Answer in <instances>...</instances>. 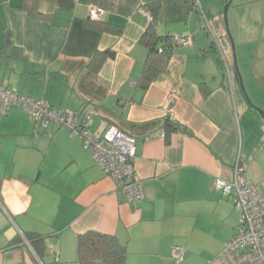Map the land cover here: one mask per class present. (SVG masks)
Listing matches in <instances>:
<instances>
[{
	"label": "crops",
	"instance_id": "1",
	"mask_svg": "<svg viewBox=\"0 0 264 264\" xmlns=\"http://www.w3.org/2000/svg\"><path fill=\"white\" fill-rule=\"evenodd\" d=\"M23 1L0 0V84L87 112L97 137L109 127L131 136L145 198L127 203L64 127L35 132L27 113L11 109L0 115V264H77L86 231L116 236L124 264H174L175 246L184 249L180 264H225L239 213L214 182L231 181L240 161L264 193L256 110L264 113V0H232L225 14L228 0H198L199 8L197 0H36L43 19ZM150 3L159 35L191 43L176 45L142 89ZM91 7L103 11L99 21L88 19ZM167 120L176 125L168 139ZM28 233L46 237L41 258Z\"/></svg>",
	"mask_w": 264,
	"mask_h": 264
},
{
	"label": "built area",
	"instance_id": "2",
	"mask_svg": "<svg viewBox=\"0 0 264 264\" xmlns=\"http://www.w3.org/2000/svg\"><path fill=\"white\" fill-rule=\"evenodd\" d=\"M194 6L199 8L198 0ZM102 14L101 9H88L90 21H99ZM147 17L151 19L149 15ZM173 42L176 45H188L191 39L174 36ZM175 100L176 95L171 94L166 104L171 106ZM11 109L27 113L33 121L35 132L44 131L52 125L64 127L70 137L81 141L94 164L115 182L118 192L127 203H140L145 198L142 180L133 167L134 139L131 136L116 127H109L97 137L89 130L90 116L87 112L55 109L43 99L35 100L15 88L0 84V115ZM259 143L264 144V125ZM214 186L224 196L230 197L239 213L237 231L225 243L221 259L225 264H264V193L247 181V165L238 161L233 168L232 180L217 179ZM170 258L174 264H180L184 259V249L173 247Z\"/></svg>",
	"mask_w": 264,
	"mask_h": 264
},
{
	"label": "trees",
	"instance_id": "3",
	"mask_svg": "<svg viewBox=\"0 0 264 264\" xmlns=\"http://www.w3.org/2000/svg\"><path fill=\"white\" fill-rule=\"evenodd\" d=\"M23 7L28 14L36 18H45L36 7V0H24ZM144 11L151 17L148 26L139 39V43L146 49V58L140 76L139 85L146 89L158 75L163 73L168 66L169 59L173 54L176 44L173 36L159 35L155 25V17L158 12V3H150L143 7ZM112 53H96L94 60H103L110 57ZM101 62V61H100ZM99 62V64H100ZM98 64V65H99ZM176 129L174 122L167 120L165 123V134L168 139L170 132ZM25 238L38 258H41L44 251V236L37 233H28ZM77 264H124L126 248L116 236L102 234L96 231H86L77 236ZM14 264H26L17 262Z\"/></svg>",
	"mask_w": 264,
	"mask_h": 264
},
{
	"label": "water",
	"instance_id": "4",
	"mask_svg": "<svg viewBox=\"0 0 264 264\" xmlns=\"http://www.w3.org/2000/svg\"><path fill=\"white\" fill-rule=\"evenodd\" d=\"M231 2H232V0H228V3H227L226 6H225L224 14L227 12V9H228L229 5L231 4ZM256 110L260 113V115H261L262 117H264V113H263V112H261V111L258 110V109H256Z\"/></svg>",
	"mask_w": 264,
	"mask_h": 264
},
{
	"label": "rangeland",
	"instance_id": "5",
	"mask_svg": "<svg viewBox=\"0 0 264 264\" xmlns=\"http://www.w3.org/2000/svg\"><path fill=\"white\" fill-rule=\"evenodd\" d=\"M233 2H235V3H239L240 0H233ZM225 6H226V4L223 6L222 12H224V10H225Z\"/></svg>",
	"mask_w": 264,
	"mask_h": 264
}]
</instances>
